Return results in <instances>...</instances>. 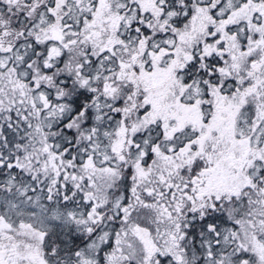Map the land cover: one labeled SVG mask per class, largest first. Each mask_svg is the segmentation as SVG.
Segmentation results:
<instances>
[{"label":"snow or ice","instance_id":"6c2138e0","mask_svg":"<svg viewBox=\"0 0 264 264\" xmlns=\"http://www.w3.org/2000/svg\"><path fill=\"white\" fill-rule=\"evenodd\" d=\"M0 264H264V0H0Z\"/></svg>","mask_w":264,"mask_h":264}]
</instances>
